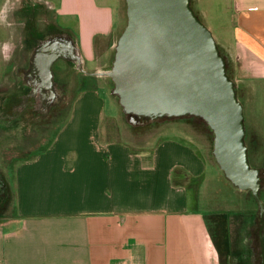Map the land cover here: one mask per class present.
<instances>
[{
    "label": "crops",
    "instance_id": "crops-1",
    "mask_svg": "<svg viewBox=\"0 0 264 264\" xmlns=\"http://www.w3.org/2000/svg\"><path fill=\"white\" fill-rule=\"evenodd\" d=\"M222 1L229 23L224 31L219 26L220 41L245 55L259 70L254 77L263 78L251 83L255 101L258 90L264 92V0ZM47 4L51 30L73 36L84 67L107 69L123 28L122 0ZM59 17L74 19L75 32L57 26ZM84 76L89 86L107 87L108 77ZM88 87L77 89L66 123L47 146L16 161L0 183L8 198L5 209L0 203V264H218L205 217L244 191L224 177L187 127L157 139L162 127L128 139L122 115L110 119L98 91ZM106 121L121 138L105 137ZM220 192L224 201L212 206Z\"/></svg>",
    "mask_w": 264,
    "mask_h": 264
},
{
    "label": "water",
    "instance_id": "water-1",
    "mask_svg": "<svg viewBox=\"0 0 264 264\" xmlns=\"http://www.w3.org/2000/svg\"><path fill=\"white\" fill-rule=\"evenodd\" d=\"M124 1L126 23L107 69L86 70L73 36L58 32L31 52L21 77L29 78L33 96L46 110L64 93L53 71L54 63L64 59L86 75L108 77L110 94L131 126L183 119L204 122L212 133L211 154L224 177L236 189L250 191L256 201L255 234L264 264V175L250 164L244 105L228 74V57L192 0Z\"/></svg>",
    "mask_w": 264,
    "mask_h": 264
},
{
    "label": "rangeland",
    "instance_id": "rangeland-1",
    "mask_svg": "<svg viewBox=\"0 0 264 264\" xmlns=\"http://www.w3.org/2000/svg\"><path fill=\"white\" fill-rule=\"evenodd\" d=\"M54 1L55 0H0V180L2 182L5 181L6 174L12 171L16 161L32 156L36 154L38 150L47 146L56 129L63 127L66 123L64 116L71 107L72 97L77 89L82 86L88 87L90 84L80 78H84L86 74L75 69L73 64H67L62 60L59 62L61 68L55 70L57 72V80H60V84L58 83V85H62L61 87L64 92L61 97L62 99L60 98L62 101L60 104V111L49 116L47 119L39 112H24L16 118L11 117L13 112H11V107L8 104L9 93H12L10 91L18 92L16 87L17 85H21L18 66L27 64L29 46L31 42H34L31 40L29 41L26 36L25 25L26 21L30 19V16L25 14L26 12L24 9L26 7L30 9L33 4L37 6V8H35L32 24L33 22L37 23L39 27L37 30L38 34H45L48 28L50 29L49 23L52 22V13L48 8L47 2L54 3ZM121 5L124 27L126 23L124 0H122ZM226 5L227 2L222 0H192L194 10L199 13L203 22L217 39L222 53L228 57V74L235 81L238 98L244 105L245 127L251 132H254L256 139H258V147L255 151L253 150L251 152L252 155L249 157L250 164L252 166H254L253 163H255V165H261V163H263L262 159H264V92H262V89L261 91L258 90L259 94L256 95L254 101L251 83L252 81H259L263 78L254 77L258 74L259 70L256 69L255 66L245 63V55L241 52H235L232 47L220 41L221 39H219L220 37L218 34L222 29L219 26L222 25L224 31L227 29V24L229 23L228 11L223 9ZM200 11H204L205 15ZM57 26L71 29L73 32L76 30L74 19L59 17ZM57 30L59 32H68L62 29ZM23 40L25 46L21 48ZM228 40L230 41L231 39ZM236 54L238 55L237 58ZM107 65L109 64L107 63ZM61 74H64V78H61ZM104 80L107 85L105 89L98 85H91L88 88L91 87L98 91V95L103 99L102 107L106 109V114L110 115V119H112L111 117H121V107L116 98L112 96L109 91L112 83L109 78H104ZM260 84H263V86L259 85V87L263 88L264 83L260 81ZM119 121L122 122L121 126L123 127L121 133H125L124 135L126 138L135 140L146 138L153 131L160 129V127H162V129L155 134V139L172 133L173 130H176L178 127H187L193 133L199 145L202 146L204 152L211 157L213 156L211 154L212 133L209 132L207 127L200 125L198 119L174 120L163 123L155 122L144 126H131L125 121L123 116ZM105 125L107 127L105 137L121 138L117 127H114V125L108 121L105 122ZM259 152L262 153L261 155H263V157H257V154H260ZM218 185L220 188L222 187L226 193L227 189L220 184ZM221 194L220 192V195L212 196L214 199L212 201L214 202L212 206L217 207L222 204L224 199ZM242 196L239 201H233L232 204L229 201L228 204L231 206H224L225 212L222 209H218L210 213L212 215L217 212H224L227 216L229 251L234 254L235 260L236 257L238 258L231 264H242V260L239 259V254L251 256V252H249L251 249L248 248V240H246V238H248L249 234L252 232L250 231L251 226L254 219L257 217V204L253 196L247 191L242 192ZM262 198L264 200V189L262 190ZM7 200V196H2L0 194L1 205H6ZM221 200L222 202H220ZM226 208L231 211L227 212ZM210 214L205 217L209 234L211 233V228L214 226L208 217ZM229 251L227 253H229ZM224 262L223 264H228L227 258L224 259Z\"/></svg>",
    "mask_w": 264,
    "mask_h": 264
},
{
    "label": "flooded vegetation",
    "instance_id": "flooded-vegetation-1",
    "mask_svg": "<svg viewBox=\"0 0 264 264\" xmlns=\"http://www.w3.org/2000/svg\"><path fill=\"white\" fill-rule=\"evenodd\" d=\"M35 8H37V6H35L33 4V6L30 9L28 7H26L24 9L26 12L25 14L27 16H30V19L26 21V25H25L26 26V36L29 39V41L31 40L34 42H31V44L29 46L27 64L25 66H22V65L18 66L19 75L26 73V70H27L29 63H30L31 52H33L37 46H39L43 41H45L48 36H53L54 34L59 32L58 30H56V28L53 30H50L51 28L50 29L48 28V30L46 31L45 34H42V33L38 34L37 30L39 29V27L37 26V23L33 22V24H32V19H34V14H35ZM31 35H32V37H31ZM24 46H25V42L23 40V43L21 44V48ZM26 47H27V45H26ZM62 60L67 64H72L71 62L66 61L64 59H58L54 63V65H53V71H54V75H55L54 80L57 82V87H59V86L61 87L62 85H58L60 80H57V77H56L57 72L55 70L58 68H61L59 66V62ZM20 79H21V85H17V87H16L18 92L14 91V92L10 93L9 98H8V104L11 107V112H13V115L11 117L16 118L17 116H19L20 114H22L24 112H39L43 117H46L45 119H47V118H49V116L60 111V104L62 102L61 101L62 98L57 102H53L45 110L44 104L37 101L35 99V97L33 96V94H34L33 87L31 85H28V83L31 84V81L29 80V78H24V75H23V77L20 76ZM57 87H55V89ZM245 142H246L247 147H248L249 157H251V155H252L251 152L253 150L255 151L258 147V139H256L255 133L246 129ZM262 162L263 163H261V165H255V163H253L254 166H259L258 168H260V170L262 172L261 176L264 175V159H262ZM263 184H264V180H263ZM1 189H2V185L0 184V191H1ZM263 189H264V186H263L262 190ZM247 192L250 195H252V193L250 191H247ZM257 223H258V220L256 217V219H254V224L251 226L250 231H252V232L249 234L248 238H246V240H248V248L251 249L249 252H251L252 262H249L250 264H260L258 240H257L256 234H255V229H256ZM239 256H240L239 259L242 260L243 256H245V255L239 254ZM234 257H235L234 254L230 253V251H229V253L226 256L228 264H231L235 260ZM237 259L238 258L236 257V260ZM242 262L244 263L246 261L242 260ZM249 263H247V264H249Z\"/></svg>",
    "mask_w": 264,
    "mask_h": 264
},
{
    "label": "trees",
    "instance_id": "trees-1",
    "mask_svg": "<svg viewBox=\"0 0 264 264\" xmlns=\"http://www.w3.org/2000/svg\"><path fill=\"white\" fill-rule=\"evenodd\" d=\"M112 56H113V53H112ZM112 56H111V59H112ZM199 124L208 128V126L205 125V123L202 121H200ZM209 132L211 133L210 130ZM0 183L3 184L1 180H0ZM3 205L4 204H2V208L5 207V205L4 206ZM2 208L0 207V211L2 210ZM208 217L210 219V222L213 223L214 225L211 228V233H210L211 239L213 241L216 252L218 254L219 264H223L225 263L224 259L226 258L228 254L227 252L229 251L228 234H227V216L224 212H221V213L217 212L216 214H212V215L210 214Z\"/></svg>",
    "mask_w": 264,
    "mask_h": 264
}]
</instances>
